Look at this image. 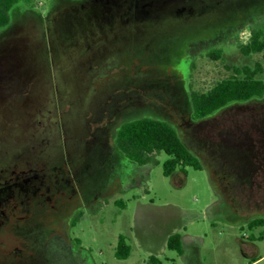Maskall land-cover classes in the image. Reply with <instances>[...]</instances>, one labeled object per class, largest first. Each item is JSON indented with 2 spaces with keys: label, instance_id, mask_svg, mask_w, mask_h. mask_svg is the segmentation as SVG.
Segmentation results:
<instances>
[{
  "label": "rangeland",
  "instance_id": "1",
  "mask_svg": "<svg viewBox=\"0 0 264 264\" xmlns=\"http://www.w3.org/2000/svg\"><path fill=\"white\" fill-rule=\"evenodd\" d=\"M22 1L18 6L41 11L51 23L59 19L52 24L58 34L44 32L47 22L29 18L0 36V171L22 165L21 170L39 172L66 160L86 192L111 173L99 139L111 147L112 126L103 114L109 104L118 108L130 102L129 114L176 106L172 75L186 82L191 94L203 93L234 68L264 65L260 55L244 56L230 43L217 61L207 51L190 53L203 40L202 31L214 32L220 23L247 15L250 0H116L88 7L94 17L75 25L65 21V15H75L71 0L60 5V15H46L49 0ZM221 30L226 34L230 28ZM228 34L224 38L232 40ZM127 80L141 84L140 97L132 84L126 87ZM105 124L104 139L94 129ZM92 133L96 144L87 143ZM179 135L203 169L177 168L175 177H165L162 165L168 157L160 153L150 159L141 185L125 180L114 196L100 198L75 230L95 264H146V243L161 244L165 220L204 243L191 260L165 249L151 264H246L243 243L253 245L258 264H264V227L249 229L246 223L207 215L215 192L227 190L242 199V215L264 217V96L233 104ZM138 208L142 212L136 216ZM120 235L130 248L125 260L114 256Z\"/></svg>",
  "mask_w": 264,
  "mask_h": 264
},
{
  "label": "flooded vegetation",
  "instance_id": "2",
  "mask_svg": "<svg viewBox=\"0 0 264 264\" xmlns=\"http://www.w3.org/2000/svg\"><path fill=\"white\" fill-rule=\"evenodd\" d=\"M64 1L49 0V5L45 7L46 15L52 13L60 15L59 7ZM71 1L76 3L75 15H65V21L70 22L72 25H75L76 21L88 20L94 17L93 14L88 12V7L96 4L99 6L102 3L108 5L113 1L117 2L116 0ZM19 3L22 4L23 1L20 0ZM19 3L11 11V23L8 27L0 30V36L14 28L16 24L19 25L24 19L29 18L36 19L38 22L41 20L47 22L49 27H44V32L50 31L52 34H58L52 24L59 19H54V22L51 23L41 11L28 5L25 6V4L18 6ZM248 4L253 7L248 9L249 13L247 12L248 14L242 18L228 20L224 25L220 23L219 26H216L217 29L215 28L214 32L212 30L208 34L207 30L202 31L199 36H202L203 40L194 43L190 53L192 51L194 55L203 50L207 51L206 55L214 53L219 54L221 57L223 51L228 49L227 45L229 43L233 44L240 52V48L250 41L254 32H264V0H250ZM185 11L186 9L182 8L179 11L180 16ZM223 27L230 28V31L225 34L221 30ZM227 34L233 36V39L224 38ZM172 77L173 81L168 80L167 82H174L173 87L170 85V88L177 91V101H174L176 106L172 104L166 108L162 106H160L161 108L150 107L153 111L148 113L135 110L131 111L130 114L126 112L127 106H131L130 102L124 103L118 108L113 104H109L104 108V117L109 122L108 124L112 126L110 131L112 136V139H110L111 147L109 148L104 144L103 138L99 137V139L101 148L103 152L107 153L106 158H110L112 165L111 173L98 186L91 187L88 191L83 192L76 183V176L68 171L66 160L54 167L46 164L39 172L21 170L22 165H14V168L13 166H6L0 171V264H95L89 248L82 244L80 237L75 233L80 217L83 214L90 215L100 198H111L117 193L119 185L124 184L129 179L133 181V184L141 185L142 174L147 173L149 164V161H140L120 151L118 148L120 130L128 123L148 118L166 122L175 128L179 134L180 132L184 133L185 130L195 129L200 122L210 118L201 120L194 116L191 106L192 94L188 91L189 88L186 87V82L179 80L180 78H176L175 75H172ZM174 78L178 81H175ZM130 80H127L126 87L132 84L134 94L140 97L142 93L138 89L141 88V84ZM175 82H177L176 87ZM160 88L163 92V88L161 86ZM92 120L95 119L92 118ZM175 120L176 125L172 123ZM106 126L107 124H105V128H95V135L102 132L105 139V131L108 129ZM63 131H66L64 127ZM94 133L90 134L92 139L91 141L87 140V143H97L98 140L94 137ZM66 138H68V135ZM48 168L50 169L47 170ZM46 170V173L49 171L56 173L45 174ZM213 171L215 176L220 175V170L218 172ZM35 173L41 174L38 176ZM39 178L40 180L42 178V182L45 181V184L48 183L49 185L44 186L42 182L36 184ZM215 195L216 200L211 204V206L214 205L213 208L207 210L209 217L221 218L223 216L232 224L248 223L255 218L254 213L253 215H242V199L239 198V201L238 198H234L233 193L225 190L224 194L216 191ZM167 223L166 220L163 222V229L160 231L163 236ZM121 242H125V237L122 235L118 236L115 245L114 256L116 259H118L116 251ZM164 245V238L161 244L147 242L148 251H145L146 254L142 261L146 264L155 262L162 253Z\"/></svg>",
  "mask_w": 264,
  "mask_h": 264
},
{
  "label": "trees",
  "instance_id": "3",
  "mask_svg": "<svg viewBox=\"0 0 264 264\" xmlns=\"http://www.w3.org/2000/svg\"><path fill=\"white\" fill-rule=\"evenodd\" d=\"M20 0H0V30L11 23V11ZM244 56L261 55L264 62V32H254L250 41L240 48ZM210 60L220 59L219 54H208ZM264 65L255 62L254 67L234 68L232 74L214 84L209 90L192 93V109L197 119H207L231 105L242 104L264 96ZM254 136V135H253ZM255 137V136H254ZM256 139V138H255ZM118 148L125 155L140 161L150 159L160 153L168 159L163 163V175L170 177L177 168L190 167L202 170L204 165L200 157L191 151L181 139L178 132L164 121L144 118L126 124L119 132ZM247 224L249 229L264 227V217H255ZM167 247L180 252V238L172 236ZM117 258L125 260L130 248L121 242L117 248Z\"/></svg>",
  "mask_w": 264,
  "mask_h": 264
},
{
  "label": "crops",
  "instance_id": "4",
  "mask_svg": "<svg viewBox=\"0 0 264 264\" xmlns=\"http://www.w3.org/2000/svg\"><path fill=\"white\" fill-rule=\"evenodd\" d=\"M175 177V175L173 176ZM177 179V178H176ZM142 208V206H140ZM143 209V208H142ZM142 210L140 208L137 209V213L136 214H141ZM167 226L165 227V234H164V241H165V246L162 250L163 251L169 250L167 247V242L168 239L172 236H178L180 238V252L177 253L175 251H171L174 253H177L182 259L186 260H191L190 257L191 255L194 253L196 254L198 251V244L199 243H204V240L197 236V235H188L185 234V232H183V230H185V227L182 225H178L176 222H171V225H169L168 223L166 224ZM243 248L245 251L246 257H244V259H247L248 261L246 262V264H258V261L261 259V257H256V249L254 248V246H249L247 243H243Z\"/></svg>",
  "mask_w": 264,
  "mask_h": 264
},
{
  "label": "water",
  "instance_id": "5",
  "mask_svg": "<svg viewBox=\"0 0 264 264\" xmlns=\"http://www.w3.org/2000/svg\"><path fill=\"white\" fill-rule=\"evenodd\" d=\"M214 205H212L209 209L213 208Z\"/></svg>",
  "mask_w": 264,
  "mask_h": 264
}]
</instances>
